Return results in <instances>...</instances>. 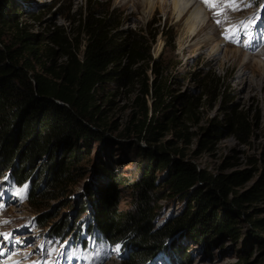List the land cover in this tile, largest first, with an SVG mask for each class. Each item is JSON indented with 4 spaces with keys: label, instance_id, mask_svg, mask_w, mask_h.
Wrapping results in <instances>:
<instances>
[{
    "label": "trees",
    "instance_id": "trees-1",
    "mask_svg": "<svg viewBox=\"0 0 264 264\" xmlns=\"http://www.w3.org/2000/svg\"><path fill=\"white\" fill-rule=\"evenodd\" d=\"M7 1L0 0V169L9 170L16 185L35 178L25 195L31 208L38 207L40 200L67 193L87 170L83 161L89 160L90 144L98 143V156L90 166L96 180L83 191L92 214L87 229L95 230L110 245L119 244L127 249L120 264H135L153 257L163 250L165 238L179 230L210 239L225 235L235 241L241 215L246 216L243 220L248 221L252 231L245 238L257 242L264 253V240L259 236L264 233V217L250 219L242 209L245 201L264 197V172L250 189L235 194L234 186L248 178L246 170L212 176L185 159L183 151L171 142H159L163 132L180 124L181 115L192 116L197 99L180 102V113H176L172 101L163 100L166 87L159 80L157 61L150 67L152 77L148 79L144 73L142 62L152 59L148 41L141 34L115 37L106 31L111 18L102 17L103 12L96 9L100 4L84 0L76 12V26L84 40H67L59 32L48 36L52 45L63 50V61L55 63L53 48L40 47L34 35L16 26L12 39L2 42L1 28L8 19ZM26 54L39 64V72L33 70ZM109 80L121 87L137 85L128 121L131 127L127 125L116 138L105 132L112 125L104 128L98 122L100 111L95 92ZM203 87L208 95L220 90L219 79L212 75ZM148 94L151 100L147 106ZM233 111L226 115V122L234 131L247 136L246 117ZM213 128L210 123L204 130L205 136L198 139L202 148H208L210 140L206 137L212 135ZM177 135L184 137L182 131ZM141 140L143 145L139 144ZM125 160L137 161L139 173L119 183L132 199L131 206L119 213L120 190L109 169L117 161L121 164ZM163 172L158 180L157 174ZM160 199H175L183 206L172 219L154 229L159 209L156 202ZM67 223L60 219L53 234L60 237ZM81 244L85 246V240ZM170 247L177 254H184L182 247Z\"/></svg>",
    "mask_w": 264,
    "mask_h": 264
},
{
    "label": "rangeland",
    "instance_id": "rangeland-1",
    "mask_svg": "<svg viewBox=\"0 0 264 264\" xmlns=\"http://www.w3.org/2000/svg\"><path fill=\"white\" fill-rule=\"evenodd\" d=\"M91 1L100 4L96 9L103 12L102 17L111 18L106 31L115 34L117 38L130 33L141 34L148 41L152 61L142 62L144 73L148 79L152 77L150 67L153 61H157L159 80L166 87L163 100L172 101L176 113L182 110L180 102L197 99V108L192 111V116L181 115L180 124L163 132L159 142H171L174 147L183 151L185 159L212 176L246 170L248 178L241 185L234 186L233 191L238 194L250 189L264 172V65L258 68L250 60L243 63L242 56L231 50L237 49L247 56L264 53V38H261L262 35L264 37V0H235L236 10L227 7L231 0H211L216 4L214 8L204 4V0H177L181 12L188 5L194 6L203 19L204 26L208 24L216 27V35L209 42H205L202 26L198 25L191 30L182 16L173 15V0ZM83 2L84 0H8L5 10L8 19L2 25L1 40L9 42L16 26L34 35L40 47L53 48L56 51L54 61L60 63L64 59L63 50L52 45L48 36L59 32L67 40L73 37L84 40L76 26L77 7ZM152 5L159 9L154 12ZM162 5L166 6L163 8ZM226 21L228 26H225ZM226 36L230 38L226 39ZM260 38L263 42H260ZM218 39L223 45L222 51L216 55L214 52L218 47ZM249 45L253 47L252 51L246 50ZM80 54L79 50L78 57ZM26 57L33 65V70L39 72L41 68L33 57L27 54ZM27 71L29 72L28 69ZM240 73L243 75H239ZM212 75L219 79L222 93L220 90H214L209 95L204 92L203 84ZM136 94L137 85L121 87L109 80L98 86L95 92L100 111L98 122L104 128L113 126L110 130H105L111 137L116 138L118 132L128 125L133 107L132 99ZM150 100L149 94L146 95L147 106ZM232 110L246 117L249 124L247 136L237 133L226 122L225 117ZM210 123L214 126L212 135L206 137L210 142L207 143L208 148H202L198 139L205 136L204 130ZM178 131H182L184 137H179ZM139 144L144 143L141 140ZM98 148V143L90 144L87 154L89 160L83 161L87 170L84 176L69 187L67 193L40 200L36 208H31L26 202L27 196L25 197L28 184L34 182L35 178L16 185L9 170L0 169V264L8 260L16 261L15 264H84L83 261L73 259L70 255L73 253H86L89 258L91 256L87 264H120L125 259L128 253L126 248L119 244L110 245L95 230L87 229L92 214L83 191L87 185L93 186L96 180L90 166L94 157L98 156ZM128 161L121 164L117 161L109 169L110 176L113 174L111 179L120 190L121 197L117 204L119 213H123L132 204L129 191L119 186V183L122 184L125 179H133L139 173L137 161ZM38 174L36 171V175ZM163 175L164 172L158 173L157 179L160 180ZM156 203L159 209L153 222L154 229L172 219L183 206L182 202L175 199H160ZM242 209L250 219L264 217V197L245 201ZM81 210L84 212H80ZM63 218L68 222L67 227L57 237L53 234L54 225ZM243 219L246 216L238 218L239 236L235 241L225 235L210 239L206 236H190L179 230L165 238L163 250L146 260H137L135 264H262L264 253L257 242L245 238L252 231L248 221ZM40 221L45 222L39 224ZM6 235L9 239H5ZM259 236L264 240V233ZM82 240H85V246H82ZM124 242L129 243V240L124 239ZM172 244L182 247L184 254H177L170 247Z\"/></svg>",
    "mask_w": 264,
    "mask_h": 264
},
{
    "label": "bare ground",
    "instance_id": "bare-ground-1",
    "mask_svg": "<svg viewBox=\"0 0 264 264\" xmlns=\"http://www.w3.org/2000/svg\"><path fill=\"white\" fill-rule=\"evenodd\" d=\"M146 2V0H143ZM203 1V0H202ZM174 2V8H172V11H173V15L175 16H182L183 19H185L188 23H189V28L191 30H193L195 27H197L198 25L199 26H202L203 29L202 31L205 32L204 34V38H205V42H209V40L211 41L213 39V37L216 35V27L215 26H208V24L206 26H204V22H203V19H201V16L199 15L198 11L196 9H194V6H189V2H186V4L188 5V7L186 6V9L181 12V9L179 8V4L177 2V0H173ZM166 4V3H165ZM205 4V3H204ZM153 6V5H152ZM166 5H162L161 7H165ZM228 7V6H227ZM171 8V7H170ZM208 8V7H207ZM159 7H152V10L155 12L156 10H158ZM236 10V9H235ZM181 19V18H180ZM241 20V19H240ZM228 21L225 22V24H227ZM224 24V25H225ZM225 26H228L225 25ZM239 26V25H238ZM263 36V35H262ZM261 38H264L262 37ZM260 38V42H263V39ZM222 42L218 39L217 40V48L215 50L214 53H216V55L222 51L221 48H222ZM262 45V44H261ZM263 47V46H262ZM224 48V47H223ZM246 50H249V51H252L253 50V47H251L250 45L249 46H246ZM232 52L238 54V55H241L242 56V62L243 63H248L250 61H252V65H256L258 68L259 67H263L262 65H264V53L263 54H257L255 56H252V55H246V54H241L239 52V50L235 49V50H231ZM260 52V51H259ZM264 52V50H263ZM214 57V56H213ZM212 57V58H213ZM215 58V57H214ZM239 75H243V73H240ZM14 261L13 260H8V261H4V262H1V264H13Z\"/></svg>",
    "mask_w": 264,
    "mask_h": 264
},
{
    "label": "snow or ice",
    "instance_id": "snow-or-ice-1",
    "mask_svg": "<svg viewBox=\"0 0 264 264\" xmlns=\"http://www.w3.org/2000/svg\"><path fill=\"white\" fill-rule=\"evenodd\" d=\"M204 3H205L207 6H209L210 8H214V7H216V4L213 3V2H211V0H204ZM227 6L230 7V8H233V9H235V8L237 7V5H236V3H235V0H231V2H230ZM217 14H219V13H217ZM217 23H220V21H217ZM227 38H230V37L226 36V39H227ZM5 239H9V237L6 235V236H5ZM14 264H15V262H14Z\"/></svg>",
    "mask_w": 264,
    "mask_h": 264
},
{
    "label": "clouds",
    "instance_id": "clouds-1",
    "mask_svg": "<svg viewBox=\"0 0 264 264\" xmlns=\"http://www.w3.org/2000/svg\"><path fill=\"white\" fill-rule=\"evenodd\" d=\"M115 245V244H114Z\"/></svg>",
    "mask_w": 264,
    "mask_h": 264
}]
</instances>
